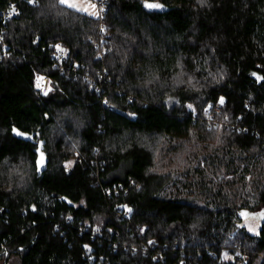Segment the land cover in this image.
Returning <instances> with one entry per match:
<instances>
[{
  "label": "trees",
  "instance_id": "16d2710c",
  "mask_svg": "<svg viewBox=\"0 0 264 264\" xmlns=\"http://www.w3.org/2000/svg\"><path fill=\"white\" fill-rule=\"evenodd\" d=\"M108 1L98 59L96 17L0 0V263L236 264L219 257L242 242L244 264H264V219L255 235L239 215L264 212V0ZM208 105L224 109L211 125Z\"/></svg>",
  "mask_w": 264,
  "mask_h": 264
},
{
  "label": "snow or ice",
  "instance_id": "6c2138e0",
  "mask_svg": "<svg viewBox=\"0 0 264 264\" xmlns=\"http://www.w3.org/2000/svg\"><path fill=\"white\" fill-rule=\"evenodd\" d=\"M34 2H35V0H28L29 4H32ZM199 2L203 5V4H205L207 2V0H199ZM57 3H59L60 5L66 6V8H68V9H73L76 12H84V13H86V14H88L90 16H94V17L99 15V13L97 11H95V9L97 8V5L95 3H88L86 7L81 5V4H78L76 2V0H57ZM53 6H55V5H53ZM143 6L145 8H148V9H160V8L163 7V5L160 4V3H149L148 0H143ZM89 9H92V11H89ZM11 11H12L13 14H18L16 12L15 6H11ZM100 11H103V9L101 8ZM100 30L102 32L105 31L104 28H101ZM54 47L56 48L57 51H60L62 53H66L68 51L67 49L63 48L60 44H56V45H54ZM252 75L254 77H256L257 82H260L261 80H264V77L259 76L255 72H253ZM35 79H36V87H37V89H40L44 96H48V94L51 91V89L49 88V89L45 90V88L42 87L41 81L44 80V77H42L40 75H37ZM153 79H155V77H153ZM148 82L151 83V80H149ZM217 102L221 106H223V104L225 103V98L223 96H221V97H219ZM104 103L108 104V100L105 99ZM187 107L189 109H192L193 111H195L192 104H188ZM210 107H212V105H208V108H210ZM208 108L204 109L205 114H207ZM45 115H47V114H45ZM129 115L130 116L134 115V113H129ZM225 120H227V116H225ZM217 128H219V126H217ZM12 133L16 137H22V138H24L26 140H33L34 139L33 136L29 135L27 132L21 131L17 127H13L12 128ZM36 135L38 136L39 133H37ZM219 142H220L219 137H217V143H219ZM44 146H45V142L42 141V140L41 141H37L35 144H33V148L35 149L34 155L36 156L35 168H36L37 172L41 171V169L44 167V164H45V161H46V153L44 151ZM72 163H73V161H66L65 162V166H64L65 170H67L69 167H71ZM227 178L231 179V177H227ZM69 203H70V201H69ZM81 203H83V201ZM122 207H124L127 212H129V213L132 212V209L128 208L126 205L122 206ZM33 210H35V208ZM239 215L244 217L246 220L250 221L249 226H248V231L249 232H252L255 235H260V232L256 231V227L254 226V222H255V219H256L257 216H264V212H261V213H250V212H247V211H241L239 213ZM144 231H145L144 228L140 229L141 233H143ZM149 243L151 244V243H153V241L150 240ZM84 247L88 248V245H85ZM237 255H239V253H237ZM225 258H228V257L225 256Z\"/></svg>",
  "mask_w": 264,
  "mask_h": 264
},
{
  "label": "built area",
  "instance_id": "2783aa9c",
  "mask_svg": "<svg viewBox=\"0 0 264 264\" xmlns=\"http://www.w3.org/2000/svg\"><path fill=\"white\" fill-rule=\"evenodd\" d=\"M93 2L97 5V8H96V11L99 13L98 16H96L97 20H98V28H97V32H98V37L97 39H94L92 38L90 40V42L93 44V46L95 47V49L97 50V58L98 59H102L106 53V47L104 46V42H105V36H106V27H105V17H106V14H107V9H108V6H109V1L108 0H93ZM103 9V11H100V9ZM16 12L18 13V11L16 10ZM16 14H13L11 9L6 12L5 14L2 15V18L3 20H8L9 18H12L13 16H15ZM101 28H104L105 31H101L100 29ZM0 42L3 43L2 41V36L0 34ZM53 60H54V66L55 67H58V68H61V69H64V66L66 64V62L68 61V54L67 52L66 53H62L60 51H57L56 48L54 47V50H53ZM1 61V59H0ZM37 75H40L42 77H44V80L41 81V84H42V87L45 88V90H47V88H50L52 90V85H51V80L49 77L43 75V74H35V78ZM34 78V81H35V89L41 94L43 95L42 91L40 89H37L36 87V79ZM44 96V95H43ZM103 106H107V104H105L104 102L102 103ZM108 107V106H107ZM109 108V107H108ZM219 108H222V107H218L216 109H219ZM110 110H113L112 108H109ZM115 192H117L116 190H114ZM106 193V196H110V192L109 190H106L105 191ZM128 216V213L124 212L122 214H119L118 217L119 218H125ZM140 229L137 231V235L141 234L140 232ZM158 244L156 241H153V243H148L144 246L143 250L144 252H147V251H150V252H153L155 250V248H157ZM165 249V248H164ZM0 250L1 252L3 253L4 256H8V250L6 248V246L2 243H0ZM19 251H21L22 249L19 248L18 249ZM224 253H227V256H229V259L227 260H223L222 257H223V254ZM237 253H239V255H237ZM259 258L263 259V254H259L258 255ZM212 257L215 258L216 255H213L212 254ZM155 261L157 260H162V256H160L159 254L158 255H155ZM95 257L92 258V261H95ZM248 260V255L246 253V250L242 244V242H237L235 245H234V248L232 250V253H230L228 250H223L222 251V254L221 256L219 257V261L220 262H223V261H234L236 262V264H244L246 263ZM180 264H191V263H185L183 261L180 262Z\"/></svg>",
  "mask_w": 264,
  "mask_h": 264
},
{
  "label": "rangeland",
  "instance_id": "374dc122",
  "mask_svg": "<svg viewBox=\"0 0 264 264\" xmlns=\"http://www.w3.org/2000/svg\"><path fill=\"white\" fill-rule=\"evenodd\" d=\"M76 2L78 4H81V5L85 6V7L87 6L88 3H94L93 0H76ZM89 11H92V9H89ZM95 11H96V9H95ZM82 13H84V12H82ZM47 89H49V88H47ZM178 103L179 102H178L177 99L171 98V99H168L167 100L166 105H167L168 108H173V107H176L178 105ZM206 108H208V106ZM216 108H217L216 106L215 107L208 108L207 114H205V116H206V122L208 124H210V125L213 123L212 121L215 118H218L222 114V112L224 110L223 107L222 108H219V109H216ZM190 110H192V109H190ZM214 123H216V122H214ZM76 157H77V155L75 156V158ZM75 158H74V160H75ZM259 222H260L259 219H255L254 226L256 227V230L259 227ZM249 223H250L249 220L244 219V223L243 224L247 227V229H248ZM225 256H227V253H224L223 254V257H222L223 260L229 259V256H227L228 258H225ZM0 264H5V263H0ZM7 264H17V263L15 262L14 259H12Z\"/></svg>",
  "mask_w": 264,
  "mask_h": 264
},
{
  "label": "water",
  "instance_id": "95a60500",
  "mask_svg": "<svg viewBox=\"0 0 264 264\" xmlns=\"http://www.w3.org/2000/svg\"><path fill=\"white\" fill-rule=\"evenodd\" d=\"M147 10H149V11H150L151 9H148V8H147ZM256 219H261V220H263V219H264V217H263V216H257V217H256Z\"/></svg>",
  "mask_w": 264,
  "mask_h": 264
}]
</instances>
